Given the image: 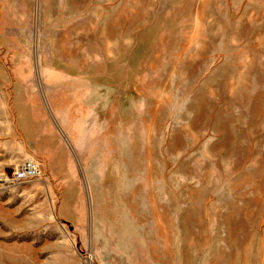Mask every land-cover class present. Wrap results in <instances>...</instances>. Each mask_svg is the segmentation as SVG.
<instances>
[{"label":"rangeland","instance_id":"obj_1","mask_svg":"<svg viewBox=\"0 0 264 264\" xmlns=\"http://www.w3.org/2000/svg\"><path fill=\"white\" fill-rule=\"evenodd\" d=\"M88 252L264 264V0H0V264Z\"/></svg>","mask_w":264,"mask_h":264},{"label":"built area","instance_id":"obj_2","mask_svg":"<svg viewBox=\"0 0 264 264\" xmlns=\"http://www.w3.org/2000/svg\"><path fill=\"white\" fill-rule=\"evenodd\" d=\"M44 175L43 168L39 161L33 157L24 159L13 171L12 180L17 183L27 182L41 178ZM86 257L90 264H102L98 262L93 253H86Z\"/></svg>","mask_w":264,"mask_h":264},{"label":"bare ground","instance_id":"obj_3","mask_svg":"<svg viewBox=\"0 0 264 264\" xmlns=\"http://www.w3.org/2000/svg\"><path fill=\"white\" fill-rule=\"evenodd\" d=\"M5 180V179H4Z\"/></svg>","mask_w":264,"mask_h":264}]
</instances>
